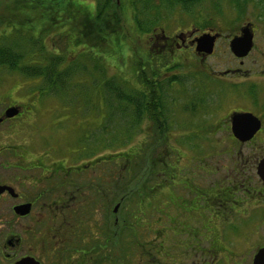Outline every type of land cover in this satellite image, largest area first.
<instances>
[{"label": "flooded vegetation", "instance_id": "1", "mask_svg": "<svg viewBox=\"0 0 264 264\" xmlns=\"http://www.w3.org/2000/svg\"><path fill=\"white\" fill-rule=\"evenodd\" d=\"M112 1L113 16L144 15L145 54L140 60L148 82L147 86L144 82V142L176 138L175 116L186 110L190 122L194 119L200 127L198 142L226 145L223 153L213 150L209 155L227 154L234 173L217 184L219 180L213 183L212 179L217 171L202 168L206 186L191 178L199 198L191 206L173 207L168 197L175 193L185 197L187 191L168 185L165 162L159 158L160 229L149 241L145 237L149 232H143L141 240L126 229L110 230L107 223L111 199L116 197V163L128 154H105L99 148L86 155L30 151L31 146L42 144L39 138L0 145V264H264V49L259 47L264 43V0ZM208 6L223 23L206 13ZM173 13L180 16L162 22ZM203 14L206 17L200 20ZM185 16L192 20L183 25L180 21ZM253 16L263 18L256 22ZM246 29L252 33L253 47L246 56L237 57L231 42ZM205 34L217 36L212 54L198 50V40ZM219 41L230 49V59L236 63L225 71L207 64ZM182 63L191 69L188 85L175 75ZM132 71L131 65L129 76ZM202 75L208 79L200 80ZM210 75L217 77L213 87H209ZM148 84L156 89L150 90ZM181 100L186 102L183 109ZM12 106H19L20 113L4 118L0 125L21 118L26 111L16 104L7 108ZM237 115L245 118L234 125ZM155 116L169 126L162 137L155 128ZM193 133L197 134L194 129ZM95 136L93 149L99 144ZM87 155L99 156L89 159ZM164 206L174 210L173 218L164 215ZM117 236L126 246L118 248L121 252ZM137 240L140 247H132Z\"/></svg>", "mask_w": 264, "mask_h": 264}, {"label": "rangeland", "instance_id": "2", "mask_svg": "<svg viewBox=\"0 0 264 264\" xmlns=\"http://www.w3.org/2000/svg\"><path fill=\"white\" fill-rule=\"evenodd\" d=\"M76 1L84 6L85 9H93L96 14H99V11L96 10L98 8V0ZM204 10L214 19H218V22L220 24L223 23L221 22V16L216 15V10L212 9L210 6H208L207 8L204 7ZM111 14H113V9L108 8L104 12L101 19V23H105V28L107 27L109 29V34H112L114 32V27H116L114 20L115 17H111ZM177 14L178 13H173L172 17H168L162 22H171L173 17L180 16ZM98 16L99 15H97V18ZM205 17L206 14H203L200 20H203V18ZM252 18L256 20V22H258L261 21L263 17L253 16ZM109 19H111L112 25H109ZM189 19L192 20L190 16H185L183 21H180V23L184 25ZM226 22L227 21L225 20V23ZM124 24V32H121L120 34L118 33L117 35H112L111 41H108L109 43L113 44L108 45L106 43L104 45L102 44V40L100 43L96 44L95 48L92 47L94 45L92 43L89 44L92 48L86 46L87 42L90 41L89 36L91 35V30L96 25L95 21L89 29L88 27L81 26V24H79L76 31L78 32L79 39L81 37V40L83 42L79 49H81L80 54L82 56L85 55V62L88 63L90 69H92V65L90 64L91 60L88 59V52H93L97 55L104 54L103 59H105V62H103L102 64L103 71H99L100 74L96 72L95 78L91 77L87 72L84 73L86 75H84L82 78H78L79 81H74L73 84L75 85V88L73 90L75 91H68L66 93L67 95L64 96V98L50 96V91H47L45 94L42 93L41 89L44 86V83L39 78H26L21 74L11 73L8 70L0 68V115L9 106V104L20 105L25 107L26 109L21 118L7 121L0 125V145H13L23 141L32 143L35 139L39 138V141L42 144L37 146V148L31 146L29 148L30 151L36 153H41L43 151H54L58 153L64 152L70 155H86L88 153H91L92 151L94 152V150L98 151L97 148L93 149V142H96V136L91 133L89 138L85 139L87 140V144L79 143L77 140L82 138L81 134L83 132V126L91 125L89 129H100L99 151L101 153L128 154L123 155L124 158H120L117 160L115 180L117 182L120 181L121 185H124L126 181L129 182L130 178H128V174L124 172V168L128 166L132 167L135 164L134 166L137 165L136 170H140L141 166L139 165L141 163L135 161V158L133 157V163L130 164L129 161L125 158H130V156H133L132 154L138 153L137 147L142 141H144V131L142 130L143 132L138 134V140L136 139L124 146L119 147L117 144L112 147V144H103L104 147H102L101 143L103 141L118 142L119 135L116 134V130L113 127L116 126L114 123L110 124L105 120L107 123V127H104L106 124H104L102 117H104L105 112L98 111L100 108H103L102 96L104 88L101 83L105 78L113 79L115 82H117L115 78H118V80L120 78H124L127 80L122 81H129V84L133 86H139L137 78L134 77L136 72L132 71V77V72H130L129 76L128 71H131V65L133 67L140 59L144 58V33L136 28L131 15L124 16ZM76 26L77 25L73 26L72 24V26L70 27H74L73 29H75ZM97 26L98 24L96 25V29L98 28ZM258 27L260 29L262 28V24L260 22L258 24ZM2 28L8 30L9 24H3ZM117 37L122 40L120 47L122 51L119 50V47L115 45V43L117 44ZM56 38L57 40L62 41L58 43V46L61 48V50H59L58 48L56 49L58 53H63L64 55H69V53L71 54L74 46H65V43L63 42V40H61L60 37ZM140 40L141 43L139 42ZM49 45H51V43H49ZM224 46L226 45L223 43V41H219L217 43V48L213 56L207 60V64L211 67V69L225 71L236 65V63H234L230 59L231 56H233L230 52V49L227 46L226 48ZM259 47L264 49V43H260ZM257 49L259 48L257 47ZM120 51L123 52V54H121ZM35 52L38 53L39 58L42 56L40 55L41 53L38 49L35 50ZM257 52L260 54L259 51ZM192 70L194 71L195 69L192 68ZM175 71V75L178 77H182L187 85L192 80L189 76L191 69L187 66V63L178 65V68L175 69ZM206 78L208 79V77L202 75L200 80H205ZM93 79H96V81H94ZM216 79L217 77L213 78V76L210 75L209 87L214 86L212 80L214 81ZM95 84L97 85L95 86ZM76 87L78 90H76ZM92 88L93 92L91 95ZM86 91L91 95L93 100L92 106L95 107L96 111L88 106V95L86 94ZM78 96L80 97V100L78 99ZM76 99H78V101H76ZM180 104L182 105V109L186 106V102L183 100L180 101ZM93 113L95 116L92 117ZM77 115H79L80 117H74ZM190 116L191 115L187 113L186 110H180L179 114H176L175 116L177 120L175 119V117H173L177 122V129H173L172 132L175 136H178L170 140L169 144L162 146L164 147V151L162 155H158L160 159L162 158L161 161L168 163L169 170L165 171L167 173L166 178L169 179L168 185H172L175 188L178 186H182V189H185L187 191V196L185 197L181 193H175V195H170L168 197V200L173 207L191 206V202L199 198L200 194L196 190H194L191 178H193L196 183L204 184L206 186L208 183L206 175L202 168L212 169L214 173L215 171H217L212 176L213 183L219 180L217 184H221V181L223 179H227V175L231 176V174L234 173L230 172L231 170H229L234 168L235 166L227 154L209 155L213 152V150L216 151V153H223L224 146L226 145H222V148L218 146V148L215 145H213L212 147L211 145L209 146L205 143L198 142V138L200 137L199 135H201V130L198 126L197 121H194V119H192V122H190ZM70 117H72L71 120H69ZM69 127V130H65ZM193 129L197 132V134L194 135ZM190 133L193 134L190 138H192L194 141H192V139L190 138H185L184 136H182L183 138L180 137L183 134L190 135ZM18 136H20V139L18 138ZM169 149L174 154L169 155ZM179 153H181V155H179ZM94 156H90V158ZM106 156L109 157L110 155H101V157ZM89 159H86L85 161H88ZM120 167H122L123 169L122 173ZM165 169H167V167ZM77 172L78 171L76 170L72 173L76 175ZM133 173L135 175L138 174L136 172ZM170 176H174V178L176 179L173 180L170 178ZM156 182L157 181H150L147 186H151ZM139 185H144V177L140 179ZM178 191L180 190H177L176 192ZM150 195L151 194L147 196ZM150 197L152 198L149 199ZM150 197L145 198V202H143V200H139L133 195L132 200L129 203V213L125 214V216L129 218L132 217L133 232H136V236H140V232H149L145 235V237L149 239V241H153L151 239L156 237L154 235V232H157L160 229L159 224L157 223L160 209L155 208V206L158 203L159 199L161 200L163 197L159 196L158 193H156L155 196L151 195ZM202 199H205V197L203 196ZM194 203L195 202H193V204ZM164 210L166 212L164 215L173 218V209L169 207L166 208L164 206ZM141 238L143 239V236H141Z\"/></svg>", "mask_w": 264, "mask_h": 264}, {"label": "trees", "instance_id": "3", "mask_svg": "<svg viewBox=\"0 0 264 264\" xmlns=\"http://www.w3.org/2000/svg\"><path fill=\"white\" fill-rule=\"evenodd\" d=\"M8 1L9 0H0V68L8 70L11 73L21 74L26 78L41 79L44 83L41 89L42 93L45 94L47 91H50V96L64 98L68 91H75L73 90L75 88L73 82L79 81L78 78H82L86 75L84 73L88 72L91 77L95 78L96 72L99 73V71H103L102 64L105 62V59H103L104 54L97 55L93 52L87 53L89 54L88 59L91 60L90 64L92 65V69H90L89 64L85 62V55L82 56L80 54L81 49H79V47H81L83 42L81 37L79 39L78 32L76 31L79 24L88 27V29L92 26L94 21L96 25L98 24L97 29L95 25L91 30V35L89 36L90 41L86 44L89 48H95L96 44L100 43L102 40V44L104 45L106 43L108 45L113 44L108 42L111 41L112 35L124 32V15L116 13L115 16H113L111 14V17H115L114 20L116 24L112 34L108 33L109 29L107 27L105 28L106 24L101 23L104 12L115 4L112 0H98V8L96 10L99 11V14H96L92 9H85V7L76 0ZM97 15H99L98 18ZM111 22V19H109V25ZM133 23L137 29L144 33V15L133 16ZM3 24H9V29L2 28ZM72 24L73 26L77 25L75 29H73L74 27H70ZM56 37H60L65 43V46H74L71 54L64 55L63 53H58L56 49L58 48L61 50L58 43L62 41L57 40ZM121 41L122 40L117 37V44L115 43V45L119 47V50H121ZM48 42L51 43V45H49ZM91 43L94 44L92 47L89 45ZM37 49L41 53L40 55H42L40 58L38 57V53L35 52ZM121 54H123V52H121ZM140 60L132 67V70L136 72L139 86H133L129 84V81H122L127 80L124 78H120L119 80L115 78L117 82L113 79L105 78L101 83L104 88L102 96L103 108H100L98 111L105 112L104 117H102L104 124H106L104 127H107L106 121L110 124L114 123L116 126L113 127L116 130V134L119 135L118 142L103 141L101 143L102 147H104L103 144H112V147L117 144L119 147L124 146L136 139L138 140V134L144 131V99L147 98V95H144V82H146V86L148 82L144 78V74L141 73V71L144 72V70H142V63ZM93 80L96 81V79ZM96 85L97 84H95V86ZM93 88L91 90V95ZM147 88L150 90L156 89L149 84ZM76 90H78L77 87ZM86 94L88 95V106L94 110L95 107L92 106V97L87 91ZM78 99L80 100L79 96ZM78 99H76V101H78ZM148 113L151 114L152 111H148ZM93 116L94 113L92 114V117ZM72 117H70L69 120H71ZM74 117L79 118L80 116L77 115ZM153 121L156 125L155 128L160 130L161 137L163 134L169 132L168 124H164L165 120H161V117L155 116ZM90 126L91 125L83 126L82 138L77 140L79 143L87 144V140L85 139H88L87 131ZM69 129L70 127L65 130ZM94 129L95 128L89 129V133H93ZM99 131L100 129L95 131V135H98V138ZM167 144H169L168 140H161L160 142L142 141L137 147L138 153L132 154L133 156H130V158H126L129 163L132 164L134 157L135 161L141 163L139 165L141 169L136 170L137 165L134 166L135 164L132 167H125L124 172L128 174L130 181H126L124 185H121L120 181L117 182L115 180V171L114 180L117 184L116 197L115 199H111V210H109V215H107V223L110 230L115 229L116 232H123L126 229L128 232L132 233L134 237L136 236V232H133L132 217L129 218L125 216V214L129 213L127 209L129 208V203L133 195L135 198L145 202V198L151 195L155 196V194L158 193L157 182L151 186H147V184L150 181H157V169L162 165V163L160 164L159 162L160 157H158V155L161 154L160 149L164 150L162 146ZM95 148H100V144H98L97 147L95 144ZM180 154L181 153H179V155ZM90 156L94 155H87L88 158H90ZM104 165L106 164L102 163V166ZM162 166L164 167V171L169 170L168 163H164ZM166 167L167 169H165ZM120 168L122 173L123 169L122 167ZM133 172L138 174L135 175ZM143 177L144 185H139L140 179ZM170 177L174 178V176ZM104 184L108 185L109 181L106 180ZM149 194L151 195L147 196ZM106 198L109 199L108 195ZM151 198L152 197L149 199ZM118 204L120 205L118 211L114 212ZM159 206L160 204L157 203L155 208L159 209ZM124 209L126 210L124 211ZM115 218L119 219L117 224ZM142 233L143 232H140L139 237L143 235ZM117 239L119 243V245H117V251L121 252L118 248L126 246L120 236H117ZM140 244L141 240L133 241L132 247L139 248ZM127 245H129V243ZM136 258V255H134L133 262Z\"/></svg>", "mask_w": 264, "mask_h": 264}, {"label": "water", "instance_id": "4", "mask_svg": "<svg viewBox=\"0 0 264 264\" xmlns=\"http://www.w3.org/2000/svg\"><path fill=\"white\" fill-rule=\"evenodd\" d=\"M243 36L235 38L231 42V50L237 57L246 56L253 47V37L249 29L243 31ZM217 36H211L210 34H205L198 40V50L204 51L206 54H212L214 51V43ZM20 113V108L17 106L10 107L6 110L4 117L0 118V123L3 122L4 118H13ZM244 115H237L235 117L234 125L239 120L244 119ZM119 204L116 205L114 212L118 211Z\"/></svg>", "mask_w": 264, "mask_h": 264}]
</instances>
